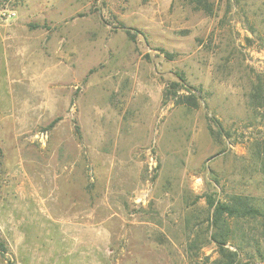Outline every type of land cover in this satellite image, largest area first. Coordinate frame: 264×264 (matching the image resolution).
Listing matches in <instances>:
<instances>
[{"label":"rangeland","instance_id":"obj_1","mask_svg":"<svg viewBox=\"0 0 264 264\" xmlns=\"http://www.w3.org/2000/svg\"><path fill=\"white\" fill-rule=\"evenodd\" d=\"M202 2L0 0V264H264V0Z\"/></svg>","mask_w":264,"mask_h":264},{"label":"trees","instance_id":"obj_2","mask_svg":"<svg viewBox=\"0 0 264 264\" xmlns=\"http://www.w3.org/2000/svg\"><path fill=\"white\" fill-rule=\"evenodd\" d=\"M201 5V6H200ZM199 7H205L209 13L211 11V5L207 3H203L202 0H198ZM264 14V11H262ZM254 29V28H253ZM255 31L259 42L264 47V34L260 33L258 30ZM167 55L171 56L168 52ZM178 84L176 82L172 83L171 86H168L165 90V98L168 100H174L175 103L187 104L192 107H197L199 105V96L195 92L189 91L187 95L180 96L178 92L181 89H177ZM250 103L255 112L264 110V78H259L258 81L253 85V89L250 93ZM259 114V113H258ZM261 117L264 118V111ZM256 148L253 149L254 156L256 160L259 162L262 173L264 174V138L257 140L255 142ZM214 206L213 212V225L217 228V232L219 235H230L231 226L230 220H257L261 216H264V212L257 207L252 199L248 196H244L241 194L232 195L228 200H219L215 203H212ZM227 237V236H226ZM223 237L220 240L217 235H214L213 238L218 242L219 248L227 253L236 254V252H229V249L225 247L227 243V238ZM224 264H234L231 256L229 255V259L224 262Z\"/></svg>","mask_w":264,"mask_h":264},{"label":"built area","instance_id":"obj_3","mask_svg":"<svg viewBox=\"0 0 264 264\" xmlns=\"http://www.w3.org/2000/svg\"><path fill=\"white\" fill-rule=\"evenodd\" d=\"M3 15L8 17V18H13L16 14L14 11L8 9L7 11H4L3 12Z\"/></svg>","mask_w":264,"mask_h":264}]
</instances>
